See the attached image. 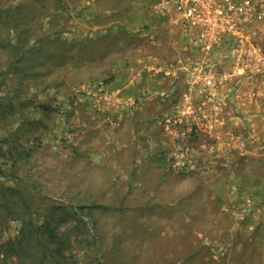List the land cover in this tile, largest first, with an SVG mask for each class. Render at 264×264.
Returning <instances> with one entry per match:
<instances>
[{
	"label": "rangeland",
	"instance_id": "374dc122",
	"mask_svg": "<svg viewBox=\"0 0 264 264\" xmlns=\"http://www.w3.org/2000/svg\"><path fill=\"white\" fill-rule=\"evenodd\" d=\"M153 1L0 0V264H264V84L226 86L259 129L218 137L185 86L202 53ZM156 67L172 96L139 98ZM187 91L211 131L182 121Z\"/></svg>",
	"mask_w": 264,
	"mask_h": 264
},
{
	"label": "built area",
	"instance_id": "2783aa9c",
	"mask_svg": "<svg viewBox=\"0 0 264 264\" xmlns=\"http://www.w3.org/2000/svg\"><path fill=\"white\" fill-rule=\"evenodd\" d=\"M151 12L183 23L192 47L202 53L183 69L188 91L200 87L206 101L218 105L217 94L231 83H244L252 95L264 84V0H155ZM188 91L181 100L182 121L204 123L211 131L214 106L199 114ZM103 99L117 103L113 93Z\"/></svg>",
	"mask_w": 264,
	"mask_h": 264
},
{
	"label": "crops",
	"instance_id": "0c3cea01",
	"mask_svg": "<svg viewBox=\"0 0 264 264\" xmlns=\"http://www.w3.org/2000/svg\"><path fill=\"white\" fill-rule=\"evenodd\" d=\"M146 23L149 24V26L154 30H160V26L162 28V24L153 20L150 15L147 17ZM175 74V70H169V68L162 69V67H156V70L153 74H148L149 78L143 79V77H140L139 80L141 84H139V92L141 94L138 97L145 98L142 94L146 93L152 95L151 97H149L151 99L157 98L158 96H161V94H166V98L171 97L174 91L172 81ZM242 90L245 91V88H243ZM117 91L120 92L119 90ZM239 92L244 94V92H241V88L239 89V87H236V85H231L229 87L221 89L217 94L219 107L216 109V132L218 133V137H220L224 131L234 129L238 130L240 129L239 127H242L244 125L248 126L249 123L252 126V129H259V123H257V120H255L256 115L253 114L256 110H254V107H251V101L248 100V96L243 94L240 95L238 94ZM159 98L160 101H163L164 99V97ZM154 102L152 103L153 110H147L138 122L140 126L146 121L153 122L157 116V112H160L163 109L166 110L169 107V102L168 106L163 105L158 100ZM137 138L139 139V141H143L142 131L138 132ZM141 148L142 145H137L136 150L142 153Z\"/></svg>",
	"mask_w": 264,
	"mask_h": 264
},
{
	"label": "trees",
	"instance_id": "16d2710c",
	"mask_svg": "<svg viewBox=\"0 0 264 264\" xmlns=\"http://www.w3.org/2000/svg\"><path fill=\"white\" fill-rule=\"evenodd\" d=\"M10 179H13V178H10ZM38 231V230H37Z\"/></svg>",
	"mask_w": 264,
	"mask_h": 264
}]
</instances>
